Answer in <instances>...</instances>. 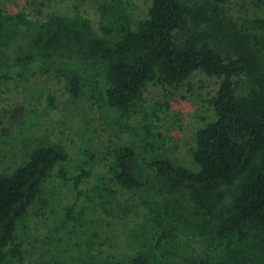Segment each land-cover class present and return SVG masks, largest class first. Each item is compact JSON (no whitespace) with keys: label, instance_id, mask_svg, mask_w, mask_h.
<instances>
[{"label":"trees","instance_id":"obj_1","mask_svg":"<svg viewBox=\"0 0 264 264\" xmlns=\"http://www.w3.org/2000/svg\"><path fill=\"white\" fill-rule=\"evenodd\" d=\"M89 1L96 28L78 4L68 13L45 6L32 17L0 5V82L50 75L75 97L87 90L121 139L73 159L61 142L20 140L13 165L0 172V264L23 263L29 250L19 232L33 216L59 233L45 238L55 245L36 264H264V0H241L236 20L228 0H142L140 9ZM196 75L214 81L196 113L187 167L148 152L157 143L144 93L154 85L192 89ZM140 113L143 145L122 141L130 127L118 120ZM4 130L0 137L16 141ZM102 162L109 177L87 186ZM111 184L140 193L143 212L110 200ZM62 186L81 199L78 208L75 200L60 208L58 195L44 203ZM119 205L120 215L141 213L136 250L89 256L81 248L89 215Z\"/></svg>","mask_w":264,"mask_h":264},{"label":"rangeland","instance_id":"obj_2","mask_svg":"<svg viewBox=\"0 0 264 264\" xmlns=\"http://www.w3.org/2000/svg\"><path fill=\"white\" fill-rule=\"evenodd\" d=\"M117 1H121V6L124 7L131 4L133 9L144 6L142 0ZM241 3V0L227 2L234 20L236 13H239L237 4ZM75 4L79 5L80 10L96 28L98 13L89 0H0L5 12L10 14L29 12V17L35 16L36 10H43L45 6L48 7L46 11L52 8L63 13L73 12ZM249 6L253 7L252 4L247 5ZM213 81L203 75H196L191 80L194 85L192 89L188 85L175 89L170 87V91H168L170 88L166 90L162 85L147 87L144 93L145 105L153 112L150 116V132L153 133L154 142L157 143L153 144L154 148L147 147L148 152L162 154L190 167L191 160L187 149L191 145L192 132L199 122L196 113L201 111L209 90L208 84L212 85ZM205 84L207 86H204ZM185 87L188 89L186 90ZM22 107L24 112L21 115ZM107 114L99 107V103L89 91L86 90L79 97H75L66 90L63 80L55 76L43 75L0 82V127H2L0 132L5 135L4 128H10L9 135L13 134L12 136L16 138V141L8 143L6 140L9 136L0 137L3 139V144L0 145V172L13 165L11 157L20 150L19 143L22 138L32 140L37 137H47L50 141L61 142L71 159L89 148L96 152L103 151L106 143L121 141L114 131L116 124L113 118L109 120ZM141 115L142 113L134 114L126 120H118L130 127L125 132L126 138L122 141H133L136 145H143L140 143L142 139L140 124L143 123ZM21 119H23L22 125L15 124ZM106 172L103 162L96 164L94 175L87 186L94 183L98 174L106 175ZM107 176L109 177L108 174ZM111 187L110 200L120 204L125 200L129 205L139 206L140 211L143 212L141 210L143 203L138 197L140 193L126 191L115 185ZM53 191L51 199L48 195L44 198V203L47 205L52 203L56 195L61 203L60 208L72 205L74 200L77 203L75 207L78 208L80 205L81 199H77L73 190L67 186ZM122 207L119 205L113 212L100 209L101 212L98 210L89 215L93 221L86 230L87 243L81 247L89 253V256L98 257L107 254L125 256L136 250L137 239L133 236V231L137 229L141 213L138 210L132 214L120 215L123 213ZM26 220L25 228L22 227L19 232L23 245L26 246L25 249L29 250L24 253L22 264H36L34 259H38L39 254L42 255L44 250L55 245L53 242L44 244V240H47L45 238L52 239L59 233L49 230L52 227L43 216H33L30 221ZM70 237L72 240L77 239L74 234ZM72 253L76 254L74 250ZM44 259L45 255H42L40 261Z\"/></svg>","mask_w":264,"mask_h":264}]
</instances>
